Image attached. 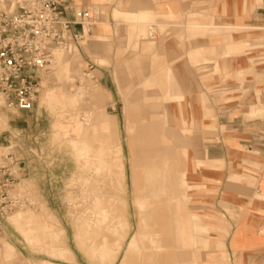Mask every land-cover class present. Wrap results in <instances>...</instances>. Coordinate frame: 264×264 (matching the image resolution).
Here are the masks:
<instances>
[{
	"label": "rangeland",
	"instance_id": "1",
	"mask_svg": "<svg viewBox=\"0 0 264 264\" xmlns=\"http://www.w3.org/2000/svg\"><path fill=\"white\" fill-rule=\"evenodd\" d=\"M96 1L76 0L93 16L88 34L56 54L32 111L13 125L0 113V133L22 139L25 161L20 204L0 216V264H264L236 239L252 193L264 201L253 191L261 163L231 151L254 150L217 112L231 105L264 122V29L201 20L199 2L154 16ZM207 36H219V51L191 48ZM105 114L110 134L96 122ZM237 162L242 178L228 181Z\"/></svg>",
	"mask_w": 264,
	"mask_h": 264
},
{
	"label": "built area",
	"instance_id": "2",
	"mask_svg": "<svg viewBox=\"0 0 264 264\" xmlns=\"http://www.w3.org/2000/svg\"><path fill=\"white\" fill-rule=\"evenodd\" d=\"M92 18L76 0H0V113L13 115L11 125L34 108L54 49L83 38ZM22 146L0 133V216L20 204L12 191L24 175Z\"/></svg>",
	"mask_w": 264,
	"mask_h": 264
},
{
	"label": "crops",
	"instance_id": "3",
	"mask_svg": "<svg viewBox=\"0 0 264 264\" xmlns=\"http://www.w3.org/2000/svg\"><path fill=\"white\" fill-rule=\"evenodd\" d=\"M85 5L92 4L94 5V8H100L101 4L100 2H94V0H81ZM122 2L124 5L120 6L119 3ZM195 2H199L201 5H199V8H196L197 10L201 11L202 8H205V10L209 13H203L205 16H199L198 18L201 20L206 21H212L213 17L214 24L216 25H226L228 23H233L234 26L241 27L244 24H249V26L252 27H262L264 29V0H109L107 8L110 9L112 12L115 9H140L142 13L148 12L151 15H158V14H175V12L186 9L187 7L193 6ZM83 4V5H84ZM84 5V6H85ZM122 7V8H121ZM189 9V8H188ZM132 10V11H134ZM193 12L192 9H189L186 11ZM203 11V10H202ZM177 12V13H179ZM132 14V13H128ZM159 16V15H158ZM204 17V18H203ZM143 24V23H142ZM154 23H148V25H153ZM156 25V23H155ZM236 32V31H233ZM235 37H240V34L238 35V32H236ZM219 36L214 37L212 39V42L207 37H201L196 40V43H192L191 48H197V47H210L209 49L217 50L219 51L218 39ZM174 38H169V41L165 46L176 49L177 45ZM193 42V41H192ZM210 42V43H209ZM214 47V48H213ZM72 54L73 56L79 57L80 55L77 53V50H75L73 53H67ZM221 60V59H220ZM73 66V64H71ZM70 65V66H71ZM71 66V67H72ZM237 110V111H235ZM239 110V111H238ZM218 118L221 121L223 125L231 131H236V142L243 145L244 147L248 148L250 151H258V152H247L244 149L238 148L237 146H232L231 151H235L237 154H243L246 155L247 153L250 156H255V159L253 158H247L246 164H254V163H261V166L257 170V180H256V187L253 189L255 192H261L264 193V122L259 119H245V113L240 110L239 107L235 106H229L226 108H218ZM110 114L105 115H97V124L102 129V131L106 134H110L113 128L112 122L109 119ZM185 124V122H184ZM19 128L25 127V124H21L18 126ZM232 136V135H231ZM219 143V140H216ZM217 142H215V145L213 148L212 144L209 145L210 149H213L215 154H212V156H217L213 159L209 160L210 168L213 169V166L216 165V162L218 160H221V154L220 150L221 148L217 147ZM224 157L226 155L224 154ZM238 163V162H237ZM235 164L233 165L231 172L228 177V181H234L232 177L237 176V179L242 178L240 169H244L243 163L240 162L236 164V167L234 168ZM248 167V166H247ZM240 176V177H239ZM242 188V187H241ZM227 189L232 190L236 189L237 191H242L246 193L244 189H238L233 184L229 183L227 184ZM252 191V192H253ZM254 192V193H255ZM252 205L255 207L250 214L247 217V223H248V229H246L245 237H237L236 239L239 242V249L242 251L245 249L244 247H250L253 246L255 249L259 250L264 254V201L260 198H257L252 193ZM186 216L188 217V223L190 224V215L189 212H186ZM184 219L182 220V225ZM185 222V221H184ZM235 229V227L233 228ZM233 230L231 231L230 236H228V243L230 251L233 252V248L231 246V235ZM259 237V238H258ZM246 239V244L241 245V242ZM247 249V248H246ZM233 254V253H232Z\"/></svg>",
	"mask_w": 264,
	"mask_h": 264
},
{
	"label": "bare ground",
	"instance_id": "4",
	"mask_svg": "<svg viewBox=\"0 0 264 264\" xmlns=\"http://www.w3.org/2000/svg\"><path fill=\"white\" fill-rule=\"evenodd\" d=\"M90 10V9H89ZM88 30H89V26L88 25H86L85 26V33H86V35L88 34ZM73 45V44H72ZM71 45V46H72ZM70 46V47H71ZM69 48V47H68ZM74 51V49L73 50H71V51H69V52H66V53H72ZM58 52H60V53H63V52H65V49L64 48H56V49H54V51H53V59H54V57L56 56V54L58 53ZM52 59V60H53ZM13 117V116H12ZM12 119V118H11ZM12 194L14 195V192L12 191ZM19 198V197H18Z\"/></svg>",
	"mask_w": 264,
	"mask_h": 264
}]
</instances>
